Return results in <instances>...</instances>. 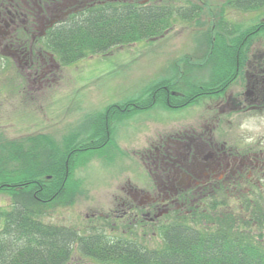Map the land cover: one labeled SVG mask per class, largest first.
I'll list each match as a JSON object with an SVG mask.
<instances>
[{"label":"rangeland","instance_id":"1","mask_svg":"<svg viewBox=\"0 0 264 264\" xmlns=\"http://www.w3.org/2000/svg\"><path fill=\"white\" fill-rule=\"evenodd\" d=\"M191 1L201 5L209 4L208 8L210 6L212 8L211 14L206 9V11L198 13L197 18H190L189 22L183 21L173 14L170 18L169 29L165 32V38L137 45L133 50H128L125 55L123 54L122 57L91 59L80 62L76 69H71L68 73L65 71L64 75L62 74L60 84L57 86L48 83L49 88H44L46 92L42 95L34 94L35 90L34 93H30L29 86L25 82L16 84L17 89L13 88L10 92L0 87V163L9 171L19 167L18 162L9 159V145L14 142L18 144L26 142V145L31 146V139L43 135L55 141L53 146H56L64 137H73V139L66 140L65 147L63 146L65 140L62 141L61 149L56 152L62 154L63 151L67 153L66 148L68 147L84 148L83 145L88 148L100 147V144L112 135L113 145H109L103 151L91 153V157L85 159V164L77 166L73 170L72 181H77V187H80L78 191L74 192L76 196L73 205L70 208L60 207L50 211V216L43 220L45 223L64 225L77 229L79 233L87 234L88 229L91 231L92 219L94 218L92 215H97L99 212L109 213L106 209L115 202V199L119 201V204L125 203L127 198L123 192L124 189L127 192L128 188L122 186H125L127 181L135 185L139 184V186H143L149 181L145 169L147 163L145 165L141 163V160L138 159L139 153L143 154L150 145L157 143L159 137L173 133L171 131H174V128L194 125L199 115L206 118L208 116L205 114L207 107L211 108L209 113L213 112L214 105L218 100L215 96L202 98L197 101L198 103H193L190 108L187 107L184 110H172L158 102L150 110L130 113L129 116V114L122 115L114 112L109 108L117 106L120 111H126L128 105L126 107H122V105L131 104L133 99H141L146 87L166 78L172 80L174 65L184 71L182 63L185 57H189L192 62L200 60L201 70L189 75L194 79L193 82L206 83L210 81L213 67H210L209 64L214 65L213 58L216 57L215 55H207L210 47L208 42L204 43L201 36L206 35L208 31L214 32V29L216 30L214 27H216V22L221 15L226 19L229 28L231 23L235 25L245 24L244 28L245 26L247 28L253 26L252 23L254 22L264 23V10L251 12L246 9V13H244L238 6L225 5L224 8H221L227 0ZM175 6L184 5L178 3ZM195 21H199L200 25H197ZM260 39H255L249 45L248 53L244 54L249 62L253 60L252 55L264 54V46H262L264 42ZM212 40L214 43L215 39ZM206 57L208 59L204 61ZM134 58L137 60L132 63ZM205 64H208L207 67ZM205 68H210L207 69L209 73L205 71ZM6 75L7 72L0 71V79ZM234 79L232 84L231 82L228 84L227 91H225L226 87L224 88L225 95L230 92L233 95H238L244 89L240 74ZM181 90L187 92L182 87ZM223 98L222 95L220 99L223 100ZM29 108L32 111H28ZM93 114L100 116V132L97 133L98 136L91 137L89 122L93 120H90V115L92 118L95 116ZM247 124V128L245 125L241 131H249L248 127L254 126L252 133L256 131L264 133V122L261 124L262 126L258 123L254 124V121ZM260 127L261 130H259ZM85 131L88 132L89 136L84 134ZM105 131H108L107 134ZM45 149L52 152V147ZM84 158L85 156L80 157V159ZM121 187L123 188L122 191L120 190ZM203 190L194 192L195 195L188 194L186 201L191 206L178 205V208L183 209L180 208L174 214L169 213V217H161L163 216L161 215L159 220L150 221L147 226L144 220H139V222L133 220L134 224L129 228L128 222L131 218H118L122 219L118 220L114 217L116 228H114L112 235L115 237L123 236L124 231L128 229L125 234L129 236V240L133 238L137 243L147 245L149 250L156 251L158 249V252L162 247V237L156 234L155 227L157 225L163 226L166 222L175 219L180 222H182L181 219H185L189 223L205 221L210 224L212 220L204 219L200 217V214L207 213L211 216L212 212L222 211L226 207L228 212L234 213L242 220H249L250 209L247 205L248 202L243 198L253 197L251 196L253 194L252 188L241 192L233 191L229 195L223 194L221 189L212 195L208 190ZM258 194L264 200V195ZM221 196L230 198L226 199ZM11 198L7 193H0V212L9 209L12 204ZM222 201L228 204L225 208L218 207L216 204ZM255 203L259 206L263 205V201L260 199H256ZM186 208L189 210L186 211ZM150 218L153 219V215ZM136 223H139L140 226H137ZM98 229L111 231L112 226L111 223L107 222L105 225L99 226ZM145 229L149 230L151 239L147 235L142 236ZM68 230H70L69 234L72 237L70 244L80 245L83 238L74 229ZM260 234L263 236L261 243L264 246V231H252L254 236ZM79 250L85 253L82 249ZM155 251L151 252L156 253ZM78 256L80 254L76 255V257ZM123 257L122 255L111 254L109 258L114 264H125Z\"/></svg>","mask_w":264,"mask_h":264},{"label":"trees","instance_id":"2","mask_svg":"<svg viewBox=\"0 0 264 264\" xmlns=\"http://www.w3.org/2000/svg\"><path fill=\"white\" fill-rule=\"evenodd\" d=\"M234 2L235 0H228L223 5L234 6ZM251 2L252 4L248 3V0H241L239 7L253 10L261 8L262 1ZM184 14L177 16H186ZM171 16L172 13H164L158 9H147L138 13H129L127 10L107 11L91 14L71 23H63L58 26L53 36L57 39V43L64 45V49L74 50L73 62H76L80 56L108 52L114 48L113 41H119L118 39L123 38L126 45H129L163 38L169 28ZM195 17L197 14L192 18ZM195 23L200 25L199 21ZM216 23L214 32L211 30L201 36L204 43L208 42L210 47H207V55L217 56L213 58L214 65L209 64L213 67L212 79L206 83L193 82L194 79L189 75L195 70H201L200 60L192 63L187 57L183 60L184 71L174 65L172 80L166 78L158 83H152L146 87L141 99H133L131 104L122 105V107L128 105L126 114L130 116V113L150 110L158 102L167 107L184 103L186 106L189 104L187 102L193 103L198 97L212 91L218 92L219 89L226 87L236 64L240 63L244 59L242 56L248 53L250 43L261 36L264 37V25L244 28L243 24L231 23L229 28L223 15ZM81 32L90 36L75 45L81 37ZM57 47L53 50L56 54ZM207 59L208 57L204 61ZM68 61L69 59L66 62ZM181 87L187 92H183ZM169 91L179 93L181 97L167 96ZM114 108L111 107L112 110ZM86 134L89 135L88 132ZM111 137L112 135L100 144L103 145L100 151L113 145ZM30 143L29 149L24 143L14 142L10 145L9 159L18 162L19 167L9 171L0 163V192L12 197L11 210L0 213V218L1 216L4 218L0 232V264H64L71 253L70 230L45 225L40 221V217L45 210L55 208L56 204L71 202L70 174L76 164L86 163V160L80 159L81 156L91 157V148L84 145V148L68 147L67 153L63 151L60 154L54 151L53 154L49 153L47 162H41L45 153L49 151L45 148L54 147V143L46 137L33 138ZM73 150L78 160L71 157L67 161V155ZM251 207L253 212L249 220H242L234 213L212 219L208 217L207 219L212 222L202 232L181 225L179 221L178 224L165 228L162 247L158 252L129 253L128 255L132 257L129 261L134 264L149 262L150 264H264V246L261 243L263 236L252 235V231H264V200L263 207H259L256 203ZM95 244L97 243L93 240H83L80 245L81 249L87 252L86 248ZM125 247V251H137L133 245H125ZM117 251L120 252L119 249H113L103 254Z\"/></svg>","mask_w":264,"mask_h":264},{"label":"flooded vegetation","instance_id":"3","mask_svg":"<svg viewBox=\"0 0 264 264\" xmlns=\"http://www.w3.org/2000/svg\"><path fill=\"white\" fill-rule=\"evenodd\" d=\"M251 1L253 0H248V3ZM240 2L241 0L235 2L238 8ZM178 3L184 6L176 7ZM208 6L191 0H0V67L8 71L10 67L3 60H14L20 68L17 73L27 81L29 90H33L32 83L36 82L39 83L38 88L48 86L60 70L52 58L46 59L36 51L38 37L45 32L57 29L63 23L107 11L127 10L129 13H138L158 9L164 13L183 14L202 13L211 9ZM251 57L253 60L249 62L248 59L243 63L245 68L238 70L235 75L237 77L240 74L242 77V92L238 95L231 92L225 95L228 87L225 91L222 88L218 92H209L217 93L218 99L212 113H209L211 108L207 107L206 118L199 115L194 125L176 127L171 131L173 133L159 137L157 143L150 145L141 155L143 165L147 163L145 169L150 186L149 181L143 186L127 181L122 186L128 188L127 192L126 189L123 192L127 198L125 203L119 204L115 199L106 209L109 213L92 215L94 218L91 227L95 230L88 231L91 236L86 239L99 245L87 247L85 253L79 250L81 245H74L72 256L65 264H114L109 258L111 253L103 254L113 249L120 250L112 254L124 256L125 264H130L128 260L132 257L129 253H152L155 250H149L144 243H137L133 238L129 240V236L125 234L128 229L123 236H113L115 220L128 217L131 218L129 228L134 224L133 220H144L147 226L150 221L159 220L161 215L166 217L169 213H177L181 208L178 205L191 206L186 197L188 194L195 195L196 191L206 189L212 195L221 189L223 194L229 195L233 191L241 192L252 188L253 197L243 199L250 204H254L256 199L262 200L258 193L264 195V133H252L254 126L248 127L250 132L241 131L251 121L260 125L264 122V54ZM222 95L223 100L220 99ZM174 97L178 98L180 95ZM184 104L170 107L181 110ZM216 204L224 208L228 205L225 201ZM151 215L153 219L150 218ZM107 222L111 223V231L98 229ZM175 223L178 224L179 221L175 219L163 226L157 225V236L162 237L163 229ZM136 225L140 226L139 223ZM146 235L151 239L147 229L143 230L142 236ZM125 245H133L137 251H125ZM77 254L80 256L76 257Z\"/></svg>","mask_w":264,"mask_h":264}]
</instances>
